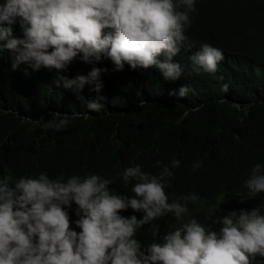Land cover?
Segmentation results:
<instances>
[{"label": "trees", "instance_id": "obj_1", "mask_svg": "<svg viewBox=\"0 0 264 264\" xmlns=\"http://www.w3.org/2000/svg\"><path fill=\"white\" fill-rule=\"evenodd\" d=\"M196 8L186 32L195 48H182L174 58L183 69L177 81H165L154 69L125 65L115 71L109 60L89 65L77 57L61 74L75 78L93 67L107 68L103 88L99 94L91 85L67 90L54 83L55 70H34L26 63L14 70L11 59L0 54V179L98 174L112 181L110 191L132 197L134 182L125 185L121 175L127 167L142 165L156 175L162 170L157 162L170 166L175 159L179 167L171 169L165 188L169 201L189 193L200 197L188 204L193 214L184 222L195 218L218 232L213 221L230 211L261 207L264 213V193L250 199L244 186L251 168L264 165V0H197ZM202 43L223 53L215 76L191 70L189 56ZM224 84L227 92L221 90ZM184 85L190 88L185 98L169 95ZM98 95L104 107L92 112L87 104ZM57 112L88 115L61 131L35 123ZM195 162L201 167L193 171ZM77 207L73 202L66 210L79 233ZM120 214L143 216L131 208ZM155 223L157 237L151 225L137 229L134 238L142 246L159 241L178 222L169 213Z\"/></svg>", "mask_w": 264, "mask_h": 264}, {"label": "clouds", "instance_id": "obj_2", "mask_svg": "<svg viewBox=\"0 0 264 264\" xmlns=\"http://www.w3.org/2000/svg\"><path fill=\"white\" fill-rule=\"evenodd\" d=\"M196 4L197 0H0V54L11 59L14 70L25 63L34 70H55L54 83L67 90L91 85L99 94L103 88L101 74L107 68L93 67L75 78L61 74L77 57L89 65L109 60L115 71H123L125 65L134 71L154 69L165 81H177L183 69L174 58L182 48H195L186 32ZM223 58L221 50L202 43L189 56L191 70L215 76ZM221 90L227 92L228 85ZM189 91L184 85L169 95L183 99ZM102 99L98 95L87 108L99 112ZM87 115L57 112L35 123L61 131ZM24 122L33 123L30 118ZM157 167L162 170L156 175L142 171V165L121 173L125 185L134 182L132 197L110 191L112 181L98 174L66 179L42 172L35 178L0 179V264H254L257 257L264 258L261 207L217 217L213 224L220 226L218 232L195 218L184 222L193 214L188 204L200 197L189 193L169 201L165 188L179 163L173 159L170 166L157 162ZM200 167V162L192 165L193 171ZM244 186L250 199L264 193V165L251 168ZM73 202L78 206L79 233L72 230L66 210ZM129 208L143 213L142 219L120 214ZM169 213L178 223L159 241L142 246L134 238L145 225L159 236L155 221Z\"/></svg>", "mask_w": 264, "mask_h": 264}]
</instances>
